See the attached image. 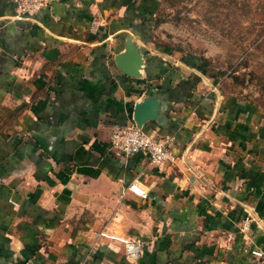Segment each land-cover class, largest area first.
Segmentation results:
<instances>
[{"label": "crops", "instance_id": "crops-1", "mask_svg": "<svg viewBox=\"0 0 264 264\" xmlns=\"http://www.w3.org/2000/svg\"><path fill=\"white\" fill-rule=\"evenodd\" d=\"M156 1L51 0L16 19L0 0V264H264L263 119L152 47ZM126 41L138 77L115 66ZM146 96L161 116L141 129L173 162L109 144Z\"/></svg>", "mask_w": 264, "mask_h": 264}, {"label": "rangeland", "instance_id": "rangeland-1", "mask_svg": "<svg viewBox=\"0 0 264 264\" xmlns=\"http://www.w3.org/2000/svg\"><path fill=\"white\" fill-rule=\"evenodd\" d=\"M155 4L152 47L169 54L172 63H198L220 95L245 102L264 123V0Z\"/></svg>", "mask_w": 264, "mask_h": 264}, {"label": "built area", "instance_id": "built-area-1", "mask_svg": "<svg viewBox=\"0 0 264 264\" xmlns=\"http://www.w3.org/2000/svg\"><path fill=\"white\" fill-rule=\"evenodd\" d=\"M14 6V15L16 19L28 18L38 12L41 8L47 6L51 0H11ZM109 144L122 155H130L142 152L147 156L150 162L158 166L164 162H173L175 154L170 148L167 139L154 138L150 133L138 128L133 124L123 126H113L109 133ZM144 197L146 192L136 181L129 182L124 192ZM123 193V192H122ZM241 226L240 229H245ZM122 254L127 261H134L141 256V241L137 238L122 240Z\"/></svg>", "mask_w": 264, "mask_h": 264}, {"label": "water", "instance_id": "water-1", "mask_svg": "<svg viewBox=\"0 0 264 264\" xmlns=\"http://www.w3.org/2000/svg\"><path fill=\"white\" fill-rule=\"evenodd\" d=\"M125 51L123 54H117L114 57L116 68L126 76L138 77L143 57L140 49L132 47L130 41L125 42ZM159 101L157 97L146 96L141 101L133 104L131 121L138 128L144 126L146 120L159 119L161 116Z\"/></svg>", "mask_w": 264, "mask_h": 264}, {"label": "trees", "instance_id": "trees-1", "mask_svg": "<svg viewBox=\"0 0 264 264\" xmlns=\"http://www.w3.org/2000/svg\"><path fill=\"white\" fill-rule=\"evenodd\" d=\"M181 60L183 61V62H186V63H193V67H195V68H197L198 70H200L202 73H205V71H204V69L200 66V65H198V63H196L195 61H190V60H186L185 58H181ZM195 63V64H194ZM196 80V79H195ZM250 108H252V107H250ZM252 109H254V108H252ZM255 110V109H254Z\"/></svg>", "mask_w": 264, "mask_h": 264}]
</instances>
